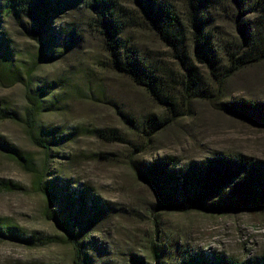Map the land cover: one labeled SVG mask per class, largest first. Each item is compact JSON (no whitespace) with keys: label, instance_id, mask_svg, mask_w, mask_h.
<instances>
[{"label":"rangeland","instance_id":"374dc122","mask_svg":"<svg viewBox=\"0 0 264 264\" xmlns=\"http://www.w3.org/2000/svg\"><path fill=\"white\" fill-rule=\"evenodd\" d=\"M175 1L182 11L183 0ZM90 18L77 9L62 11L54 19L55 31L67 26L82 32L76 45L55 60L41 59L38 43L9 18L2 20L0 34L7 38L11 67L6 70L0 61V109L7 110L0 120V140L20 158L0 150V219L35 241L0 239V264H72V248L57 239L63 232L47 219L48 202L35 189L34 173L43 164L48 165V178L59 176L75 188L89 187L112 207L107 219L88 232L91 246L104 251L94 252L96 264H129L131 256L151 261L148 247L155 222L172 240L205 251L239 258L264 251V214L209 217L161 212L154 190L130 169L131 159L172 155L186 162L204 159L212 151L264 160V127L225 114L219 106L229 100L223 94L264 100V64L233 77L222 91L201 71L209 100L193 104L191 113L148 136L146 117L161 118L165 110L144 89L105 66L101 40L87 27ZM220 18L231 33L228 20ZM126 37L142 52H166L146 29H132ZM38 87L43 88L45 101L34 132L45 128L65 138L52 141L48 156L32 142L25 123L28 97ZM9 113L15 117L9 118Z\"/></svg>","mask_w":264,"mask_h":264},{"label":"trees","instance_id":"16d2710c","mask_svg":"<svg viewBox=\"0 0 264 264\" xmlns=\"http://www.w3.org/2000/svg\"><path fill=\"white\" fill-rule=\"evenodd\" d=\"M124 1L0 0V27L2 20L9 18L38 43L41 59L55 60L76 45L82 32L67 26L55 31L54 19L62 11L82 9L90 14L87 27L101 40L105 66L144 89L165 110L161 118L146 117L148 136L191 113L193 104L209 100L211 95L204 88L201 71L224 90L233 77L264 64V0H183L182 11L175 0H129L131 5ZM221 16L232 26L231 33L222 26ZM139 28L152 33L166 52L138 49L126 36ZM10 51L7 38L0 34V61L8 71ZM218 89L217 93H221ZM42 97L41 87L29 95L25 123L32 142L48 156L52 141L64 137L45 128L34 132L36 117L45 101ZM222 97L229 98L219 104L222 112L264 127V100L230 98L225 94ZM6 113L5 108L0 109V120ZM9 114V118L15 117ZM0 150L20 158L2 140ZM130 169L136 179L154 190L161 212L209 217L234 212L264 214L262 159L240 152L212 151L204 159L186 162L172 155L148 161L131 159ZM48 174V165L43 164L34 173V185L48 202L47 219L63 232L62 238L57 239L72 248V264H96L94 252L104 251L91 246L88 232L107 219L112 207L91 188H75L71 181L59 176L48 178ZM155 225L148 247L151 261L131 256L129 264H264V251L244 258L218 250L205 251L179 239L172 240L162 234L157 222ZM0 239L35 241L4 219H0ZM46 239L43 237V243Z\"/></svg>","mask_w":264,"mask_h":264}]
</instances>
